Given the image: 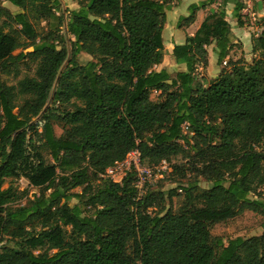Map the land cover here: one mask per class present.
Wrapping results in <instances>:
<instances>
[{
    "label": "trees",
    "instance_id": "16d2710c",
    "mask_svg": "<svg viewBox=\"0 0 264 264\" xmlns=\"http://www.w3.org/2000/svg\"><path fill=\"white\" fill-rule=\"evenodd\" d=\"M75 1L67 17L60 0H0V72L34 66L16 85L0 80V264H264V231L228 244L212 234L246 211L264 214V16L247 64L229 59L226 10L234 1L241 29L246 6H191L179 28L218 8L175 46L178 68L157 71L164 17L180 0ZM213 44L227 64L205 85L198 71ZM134 150L151 169L181 158L172 173L187 182L140 196L134 171L121 183L102 177Z\"/></svg>",
    "mask_w": 264,
    "mask_h": 264
},
{
    "label": "rangeland",
    "instance_id": "374dc122",
    "mask_svg": "<svg viewBox=\"0 0 264 264\" xmlns=\"http://www.w3.org/2000/svg\"><path fill=\"white\" fill-rule=\"evenodd\" d=\"M60 1L62 4V10L67 17H69L70 15L69 11L79 8V5L75 0H60ZM240 2H242L246 6L245 10L243 11V17H242L246 25L241 29L238 28L237 23L235 22L236 19L234 18L232 19L229 16L230 17L229 21L232 22V24L234 25L233 27L235 32L233 35L234 37L233 39L234 40L236 39L238 41V43L235 44V52H234L235 54L234 56L236 57V59L232 58V60H238L240 58H243L247 64H251L252 60L254 59V55L251 52L247 53L244 51L245 48L244 41L247 42V40L250 37L252 39V36H259L263 30L260 24V20L264 16V0H240ZM2 6L14 13L19 11L17 7H15L14 5L8 2H2ZM215 7L217 8L218 5H215ZM226 7L230 10H233L235 8V2L230 1L226 5ZM207 14H209V12H207ZM44 29L46 31L49 30L48 21L42 23L40 27V31H43ZM235 33L238 34L243 41L238 39ZM53 34L54 36L57 37V32L53 31ZM166 44L167 45L169 44V40H167V36H166ZM67 47L70 49L69 44H67ZM31 50L32 49H29L28 51ZM19 52L20 51H18L16 54H18ZM165 55L166 58H164V60L166 64L172 63L171 59H169L168 57L167 51L165 52ZM90 59L91 57L85 53H82L79 57L81 64H83L84 62ZM223 67L226 66L222 64L220 66V72ZM33 70H34V66L30 71L25 67V65L22 64L19 69L20 72L19 77L14 76L15 72H13L10 75H5L0 72V80L6 82L9 85H16L17 82L22 78H24L26 75L32 76ZM219 73L217 74L215 71L210 76H204V77L203 76L201 77V75L204 73H199L198 76L200 81H202L205 85H209L216 79ZM173 76H175V74H173ZM158 98H159V93L154 92L152 94V99L158 100ZM54 128L57 137H63L65 135V129L63 128L62 124L56 123L54 124ZM48 159L50 160V158ZM184 162L185 161L182 160L181 158H175L171 162V165L167 163V168H161L160 171L155 172L154 176L149 181H147L146 188L149 189L158 188L160 190L167 191L174 188H178L179 181H181L182 183L187 182V179L189 178L190 175L187 178H182V176L179 173L178 174L172 173L173 172L172 168L175 165L177 166L182 165ZM17 185L18 188L22 190L29 188L31 190L32 196L34 195L35 193L34 189L29 187V184L26 180L24 179L21 180L20 182L17 183ZM202 186L206 187L207 184L203 182ZM74 192L76 194H80L81 191L78 189L75 190ZM260 192H261V197L264 200V187L260 189ZM178 193L179 195L173 199V203L171 205L174 211L177 210L184 201V192L179 191ZM25 203H26V199L22 203H18V204H25ZM77 203L78 201L75 199L71 202L72 205H75ZM263 231H264V214H258L251 211H246L245 213L237 216L234 219L216 224L212 228L213 236L221 237L225 241V244H228L229 240L235 239L237 237L250 238L253 236H259L263 233ZM4 243H6V239H3L2 244Z\"/></svg>",
    "mask_w": 264,
    "mask_h": 264
},
{
    "label": "crops",
    "instance_id": "0c3cea01",
    "mask_svg": "<svg viewBox=\"0 0 264 264\" xmlns=\"http://www.w3.org/2000/svg\"><path fill=\"white\" fill-rule=\"evenodd\" d=\"M202 1H205V0H180L178 2H175L174 5L167 11L166 16L164 17L163 40H164V45H165V52L167 51L168 57L169 59H171L172 63L166 64L164 60L161 65L155 67V70L161 71L162 69H167V68L171 70H176L178 68V66L175 64L173 57H172L175 46L185 44L187 42V37L193 36L200 29L202 23L204 22L205 18L208 15L207 12H209L211 8L216 9L214 5L205 10L198 11L196 14L195 21L191 25L189 26L182 25V27L179 28L178 26H179L180 20L190 15L191 6L201 3ZM226 10L228 13L227 20L229 21L230 17L232 19L234 18L235 8L233 10H230L226 7ZM166 36H167V40H169L168 45L166 44ZM236 36L238 37V39L243 41L242 38L238 34H236ZM233 43L236 44L238 43V41L236 39L235 40L233 39ZM244 43H245L244 51L247 53L251 52V49H252L251 37L247 40V42L244 41ZM214 48H215V45L213 44L208 49V52H209L208 68L206 70L199 69L198 71L199 73H204L201 75V77L210 76L215 71L217 74L220 72V65L218 64V58L214 52ZM234 52H235V48L231 51L229 59L230 58L236 59V57L234 56L235 55Z\"/></svg>",
    "mask_w": 264,
    "mask_h": 264
},
{
    "label": "built area",
    "instance_id": "2783aa9c",
    "mask_svg": "<svg viewBox=\"0 0 264 264\" xmlns=\"http://www.w3.org/2000/svg\"><path fill=\"white\" fill-rule=\"evenodd\" d=\"M226 64L227 61L224 62V65ZM42 126L43 123L40 122V129ZM161 168H167V162H163L155 169L148 168L141 163V154L139 150H134L127 156L125 161L117 163L115 166L108 168L102 177L108 178L117 183H121L129 172L134 171L138 178L137 187L139 190V195L142 196L147 190V181H149L154 176L155 172L160 171Z\"/></svg>",
    "mask_w": 264,
    "mask_h": 264
}]
</instances>
